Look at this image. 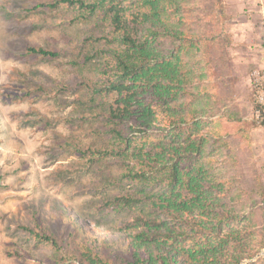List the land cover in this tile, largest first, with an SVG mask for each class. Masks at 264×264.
I'll return each mask as SVG.
<instances>
[{
    "label": "rangeland",
    "instance_id": "obj_1",
    "mask_svg": "<svg viewBox=\"0 0 264 264\" xmlns=\"http://www.w3.org/2000/svg\"><path fill=\"white\" fill-rule=\"evenodd\" d=\"M43 1L49 0H0V264H78L74 257L85 261L80 254L85 248L109 256V248L80 231L68 214L78 212L99 221L101 235L133 232L136 211L113 210L101 204L103 198L153 194L148 195L151 202L163 190L160 181L120 178L122 161L107 157L88 162L79 154L82 147L99 142L92 129L105 126L90 115L81 117L84 105L78 101V89L87 82L97 86L104 78L102 58L85 65L71 61L91 51L82 39L99 34L103 26L83 20L76 8L65 4L35 7ZM164 2L162 17L184 33L174 38L159 33L154 39L161 53L173 54L181 69L175 86L180 89L171 107L188 111L191 138L203 140L196 165L216 189L218 211L229 213L223 212L221 230L236 237L229 247L245 255L253 252L241 264H264V161L249 133L264 120L254 86L261 82L264 67L248 69L250 111L241 117L232 97L242 94L243 86L230 87L227 82L240 80L236 70L227 78L226 25L233 18L226 8L229 1L174 0L176 7ZM136 9L132 6L129 12ZM29 46H55L62 52L48 58L29 52ZM153 108L155 125L162 130H154L152 138L169 141L166 105L153 101ZM133 138L127 145L141 143V137ZM126 162L137 166L133 160ZM109 170L116 178L107 177ZM147 212L166 218L153 208ZM25 227L53 236L55 243Z\"/></svg>",
    "mask_w": 264,
    "mask_h": 264
},
{
    "label": "trees",
    "instance_id": "obj_2",
    "mask_svg": "<svg viewBox=\"0 0 264 264\" xmlns=\"http://www.w3.org/2000/svg\"><path fill=\"white\" fill-rule=\"evenodd\" d=\"M129 1L131 5L127 4ZM62 4L76 8L83 20L103 26L99 34L89 33L82 39L91 51L82 53L81 60L71 61L85 65L93 58H102L100 76L104 78L97 86L87 82L78 89L82 95L78 101L84 105L81 117L90 115L105 126L91 132L100 143L82 147L79 154L87 156L88 162L107 157L122 161L120 178L163 184V190L151 202L148 199L153 194L123 193L103 198L101 204L113 210L136 211L133 232L110 231L111 236L101 235L103 226L99 221L84 218L78 212L69 213L80 231L109 248V256L85 248L80 253L85 261L74 257L78 264H241L242 259L251 257L253 252L245 255L238 248L229 247L235 235L221 232L223 212L229 213L218 211L216 189L196 165L203 140L191 138L186 126L188 111L171 107L180 89L175 86L181 69L172 59L173 54L161 53L154 39L159 33L173 38L184 33L162 17L164 0H49L35 7L54 9ZM169 4L176 7L178 3L169 0ZM132 6L137 9L130 13ZM27 50L48 58H56L62 52L55 46H29ZM153 101L166 105L165 115L171 126L167 129L169 141L152 138L154 130H162L155 125ZM124 126L128 131H124ZM133 137H141V143L127 145ZM111 173L106 171L107 177L116 178ZM262 204L264 208V193ZM150 208L166 218L148 213ZM25 229L41 240L55 243L47 233ZM207 233L211 237H201Z\"/></svg>",
    "mask_w": 264,
    "mask_h": 264
},
{
    "label": "crops",
    "instance_id": "obj_3",
    "mask_svg": "<svg viewBox=\"0 0 264 264\" xmlns=\"http://www.w3.org/2000/svg\"><path fill=\"white\" fill-rule=\"evenodd\" d=\"M226 8L233 14L226 25L228 44L227 78L231 79L232 71H239L240 80L235 83L228 80L230 87L243 86L242 94L235 92L232 100L241 108L240 116L250 111V101L247 97L250 85L249 67H264V0H228ZM231 61L234 62L231 65ZM264 119V115H263ZM253 135V149L262 156L264 161V120L254 126L249 132Z\"/></svg>",
    "mask_w": 264,
    "mask_h": 264
},
{
    "label": "built area",
    "instance_id": "obj_4",
    "mask_svg": "<svg viewBox=\"0 0 264 264\" xmlns=\"http://www.w3.org/2000/svg\"><path fill=\"white\" fill-rule=\"evenodd\" d=\"M262 80L257 81L255 86V92H256V101L259 103L260 106H264V71L262 72ZM258 113V111H257Z\"/></svg>",
    "mask_w": 264,
    "mask_h": 264
},
{
    "label": "water",
    "instance_id": "obj_5",
    "mask_svg": "<svg viewBox=\"0 0 264 264\" xmlns=\"http://www.w3.org/2000/svg\"><path fill=\"white\" fill-rule=\"evenodd\" d=\"M264 251H261V253H263Z\"/></svg>",
    "mask_w": 264,
    "mask_h": 264
}]
</instances>
